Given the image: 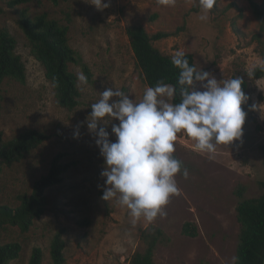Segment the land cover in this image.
<instances>
[{"label": "rangeland", "instance_id": "374dc122", "mask_svg": "<svg viewBox=\"0 0 264 264\" xmlns=\"http://www.w3.org/2000/svg\"><path fill=\"white\" fill-rule=\"evenodd\" d=\"M10 1L0 0V28L8 27L15 36L27 78L25 83L5 80L0 84V129L7 138L29 128L47 131L52 137L0 173V205L17 206V196L32 191L58 152L67 154L63 161L75 163L62 183L47 190V210L29 231L0 226V243L19 241L23 246L12 264H28L36 245L44 249V264H51L50 242L60 228L66 229V264H130L133 255L144 249L142 230L151 226L164 232L156 264H235L240 231L236 190L245 184L246 195L254 196L264 180V75L253 74L255 68L264 67V57L254 36L260 22L248 1L219 0L215 13H205L199 0H175L174 6L161 5L158 0H104L108 7L102 9L92 0H30L15 7ZM23 9L32 16L48 12L64 22L71 20L70 43L89 63L94 78L92 83L79 81L82 97L77 108L57 104L53 87L18 24ZM154 13L158 16L152 19ZM205 14L208 18L202 21L200 16ZM132 23L143 24L152 34L170 32L169 37L155 41V46L170 56L177 51L192 53L197 70L209 72L221 83L235 77L249 83L240 140L216 145L215 152L209 153L196 151L195 141L186 133L177 134L173 154L182 161L181 172L175 176L179 192L163 206L166 214H158L151 222L143 216L133 222L130 210L116 198H102L103 157L86 119L91 104L106 88L120 89L139 101L149 87L126 33ZM74 69L83 73L80 67ZM197 88L203 90L199 83ZM112 123L119 122L107 125L114 141ZM185 168L187 178L182 174ZM87 219L89 224L79 223ZM186 222L197 225V236L183 233Z\"/></svg>", "mask_w": 264, "mask_h": 264}, {"label": "trees", "instance_id": "16d2710c", "mask_svg": "<svg viewBox=\"0 0 264 264\" xmlns=\"http://www.w3.org/2000/svg\"><path fill=\"white\" fill-rule=\"evenodd\" d=\"M30 0H11L15 7ZM58 3L59 0H53ZM69 1V0H63ZM253 13L260 22V29L255 33V39L260 54L264 57V0H247ZM219 0L210 10L215 13ZM231 6H236L235 3ZM158 13H154L155 19ZM70 22L52 17L48 12L31 15L27 9L19 12L18 24L25 34L32 55L42 65L47 80L51 83L57 104L63 108L73 110L81 104L82 92L78 74L74 67H80L87 81H94L93 71L81 52L70 43ZM126 33L130 40L136 64L141 70L149 87H155L158 81L175 86L180 69L171 63V57L155 46L154 42L171 35L167 31L150 33L141 23H132L127 26ZM17 40L8 27L0 28V84L5 80H14L25 83L27 78L26 65L16 51ZM191 66L197 70L195 57L192 53L184 52ZM198 71V70H197ZM255 77L264 75V67L253 70ZM242 90L247 92L248 80L242 78ZM174 102H180L177 95ZM52 134L29 128L18 135L7 138L0 129V173L5 168L26 159L35 149L51 139ZM67 154L58 152L46 173L35 182L30 193L24 192L17 196V206L0 205V226L10 225L21 231H29L35 219L41 217L47 210V190L63 182L66 174L75 164L63 161ZM175 157L176 155L173 154ZM177 158V157H176ZM259 192L254 196L246 195V185L238 186L236 192L240 197L237 206V218L240 225L239 243L235 264H264V180L259 183ZM81 225L90 223V220H80ZM65 228L58 229L51 238V264H66ZM183 233L195 237L198 227L192 222H186ZM164 236L159 227H148L141 232L144 249L137 251L130 264H156L155 254L158 245ZM23 246L19 241L0 243V264H12L21 255ZM28 264H44V249L40 245L33 247Z\"/></svg>", "mask_w": 264, "mask_h": 264}, {"label": "clouds", "instance_id": "9594fccd", "mask_svg": "<svg viewBox=\"0 0 264 264\" xmlns=\"http://www.w3.org/2000/svg\"><path fill=\"white\" fill-rule=\"evenodd\" d=\"M90 3L100 9L108 7L104 0ZM158 3L174 6L175 0ZM215 3L199 0L205 13ZM207 18L206 14L200 16L202 21ZM171 63L180 69L175 86L158 81L155 87L145 89L139 101L120 89L106 88L91 104L86 118L103 157L101 176L106 179L102 198H116L130 210L133 222L141 216L151 222L158 214L165 215L163 206L171 195L178 194L175 176L181 172L182 161L173 155L178 133L194 140L196 151L209 153L215 152L216 145L228 146L243 135L246 112L242 105L249 99L241 87L243 79L221 83L209 72L191 66L183 51H177ZM78 80L86 83L87 77L79 73ZM197 83L203 90H198ZM177 95L178 103L174 102ZM106 117L110 118L108 123L104 122ZM113 120L119 122L111 124L114 141L107 130ZM182 174L187 178L186 168Z\"/></svg>", "mask_w": 264, "mask_h": 264}]
</instances>
